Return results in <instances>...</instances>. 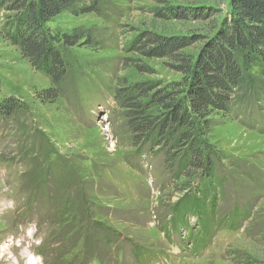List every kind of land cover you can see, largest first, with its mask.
Returning <instances> with one entry per match:
<instances>
[{
	"label": "rangeland",
	"instance_id": "374dc122",
	"mask_svg": "<svg viewBox=\"0 0 264 264\" xmlns=\"http://www.w3.org/2000/svg\"><path fill=\"white\" fill-rule=\"evenodd\" d=\"M230 3L100 0V14L56 16L51 28L92 30L95 43L66 50L53 104L35 94L48 79L0 36V101L26 109L0 115V264H264V95L237 118L214 117L208 195L193 189L198 177H175L161 147L135 148L115 98L182 77L168 58L129 51L136 35L189 37L194 54L229 23ZM7 15L0 8V27ZM263 62H243L262 89Z\"/></svg>",
	"mask_w": 264,
	"mask_h": 264
},
{
	"label": "trees",
	"instance_id": "16d2710c",
	"mask_svg": "<svg viewBox=\"0 0 264 264\" xmlns=\"http://www.w3.org/2000/svg\"><path fill=\"white\" fill-rule=\"evenodd\" d=\"M230 6L233 16L229 23L207 37L194 54L184 51L195 41L189 37L151 30L136 35L129 51L146 58H168L182 77L164 86L142 82L134 93L123 88L115 95L135 134V148L143 142L161 147L175 177H198L193 189L202 188L207 195L216 178L205 141L215 125L214 117L237 118L264 95V89L243 67L250 56L264 61V0H231ZM0 8L8 13L0 27L1 38L48 79L49 87L35 94L41 102L53 104L65 96L66 50L79 44L91 46L95 36L92 30L61 31L48 23L64 13L100 14V0H0ZM160 11L155 12L159 17L178 16ZM153 106L161 108L160 115L150 113L148 108ZM24 112L23 103L11 96L0 101V115Z\"/></svg>",
	"mask_w": 264,
	"mask_h": 264
}]
</instances>
